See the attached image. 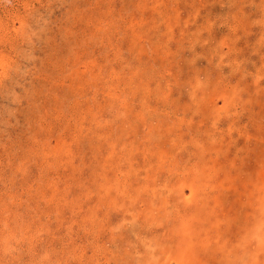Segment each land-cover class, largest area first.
I'll list each match as a JSON object with an SVG mask.
<instances>
[{"label":"rangeland","instance_id":"374dc122","mask_svg":"<svg viewBox=\"0 0 264 264\" xmlns=\"http://www.w3.org/2000/svg\"><path fill=\"white\" fill-rule=\"evenodd\" d=\"M0 264H264V0H0Z\"/></svg>","mask_w":264,"mask_h":264}]
</instances>
